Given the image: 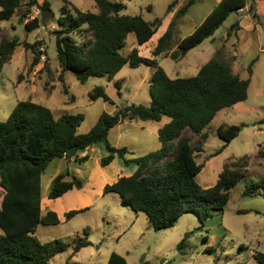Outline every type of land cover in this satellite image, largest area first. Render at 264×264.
<instances>
[{"label":"trees","instance_id":"obj_1","mask_svg":"<svg viewBox=\"0 0 264 264\" xmlns=\"http://www.w3.org/2000/svg\"><path fill=\"white\" fill-rule=\"evenodd\" d=\"M25 1L26 4L24 3ZM179 0H173L170 11ZM197 0H189L182 6L167 31L160 37L152 52V57L140 55L138 48L129 54L122 53L130 33L143 45L151 40L162 19L147 20L142 14L130 15L124 11L127 6L122 1L95 0L98 11H85L78 7L71 10L67 5L57 18L58 29L54 30L58 60L62 71H72L77 79L85 83L90 77H107L112 80L125 65L133 68L142 64L154 68L150 80L149 105L132 103L117 111L103 112L92 129L80 133L79 127L85 119L84 113H63L56 117L51 108L32 100H21L6 120H0V264H49L58 254L73 247L75 255L83 247L92 244L87 228L84 237H75L74 242L62 238L43 241L37 235L39 224L54 226L62 223L56 211L42 210V176L51 162L67 157L66 151L74 146L83 151L98 142H104L108 155L101 164H110L116 156L125 163L134 162L135 172L121 176L114 183L104 187V193H117L125 205L136 213L146 214L154 230L173 227L186 213L198 215L201 226L215 213H223L230 200L233 188L245 177L250 159L244 155L236 161L226 162L217 182L203 187L197 176L205 164L197 161V152L204 149L208 137L206 127L223 109L249 98V87L254 74L253 66L257 58L248 66V78L235 73V56H225V45L215 56L204 64L196 75L171 77L159 63L157 57L164 54L180 60L193 48L203 43L224 24L233 12L246 6L247 0H220L207 18L186 37L175 42L176 29L181 16L186 14ZM67 3L70 4L69 1ZM25 6L20 15L24 21L33 8L40 11L24 22L26 31L32 32L43 22L55 18L49 0H0V20L11 19L19 8ZM71 5V4H70ZM149 9H152L149 6ZM239 28L235 22L227 32V38ZM77 34L82 41H78ZM91 34V36H89ZM21 45L17 38L4 39L0 44V64L11 59L16 47ZM175 45L177 48L174 49ZM33 44L36 65L41 52ZM61 80H64L60 76ZM118 93L122 94L119 80ZM92 99L103 98L112 102L103 85H96L89 93ZM168 116L170 121L158 131L161 147L133 158L128 147H117L109 139L110 131L124 120L161 121ZM264 123V118L261 120ZM246 124L221 125L218 135L225 144L212 156L220 154ZM193 134L200 135L197 145L193 144ZM258 156L264 160V145L259 144ZM79 162L89 159V155L74 156ZM84 186V181L69 171L58 174L49 191V198L56 199L67 191ZM264 180L248 186L247 195H254ZM85 211L71 210L65 214L66 220ZM191 232H187L180 246L185 244ZM253 257L264 264V252L255 251ZM107 264H128L125 256L114 251ZM143 264H151L148 261Z\"/></svg>","mask_w":264,"mask_h":264},{"label":"rangeland","instance_id":"obj_2","mask_svg":"<svg viewBox=\"0 0 264 264\" xmlns=\"http://www.w3.org/2000/svg\"><path fill=\"white\" fill-rule=\"evenodd\" d=\"M49 1L55 18L43 22L32 32L26 31L24 22L36 16L41 18L37 8H33L24 21L20 20V15L25 10L24 5L11 19L0 20V44L4 39L13 38L21 42L11 59L3 65L0 64V120H6L19 101L32 100L51 108L56 117L63 113H84L85 119L79 127V132L86 133L105 111L113 113L132 103L151 102L149 88L154 72L151 66L142 64L133 68L127 64L112 80L107 77H90L85 83L80 82L72 71L63 72L58 60L54 34V30L59 28L57 18L62 14V8L67 5L73 10L76 6L85 11L95 12L98 8L95 0ZM112 1L124 2L127 6L124 11L126 14H142L147 20L156 17L162 19L163 24L149 42L140 45L136 35L130 33L125 47L121 50L127 55L134 48H138L140 55L152 57L159 38L166 32L171 20L176 17L168 10L173 0ZM247 1L248 5L256 3L259 4L261 11L264 9V0ZM217 3L218 0H198L190 13L179 22V36L190 33L192 27L199 24ZM149 6L152 9H149ZM234 16L232 15L220 27L215 43L213 40L205 41L200 48L190 52L180 61L160 55L157 57L159 63L171 77L196 75L201 66L213 57L221 37L233 25ZM260 18L258 32L244 30L239 35L238 62H233L236 66L235 71L241 77L248 78V66L257 58L253 66L249 98L236 106L221 110L216 115L205 129L208 137L203 141L204 149L197 152V161L205 164L197 176L198 183L203 187L213 186L217 182L226 162L236 161L244 155L251 157L246 175L231 191L224 212L215 213L213 217L208 218L203 229L199 228L201 221L198 215L186 213L173 227L154 230L146 214L136 213L129 205H125L119 194L99 193L101 180L107 176L113 179L120 173L121 167L124 169L121 172L122 176L127 175L131 171L129 166L133 171L136 164L134 162L127 164L123 158L116 156L110 164L103 166L101 160L108 155V151L104 142H98L86 154L89 155V159L79 162L73 156L75 160L69 162L67 166L69 168L67 171L72 175L80 177L85 183L88 179L90 181L86 190L76 189L72 191V195L84 198L87 190L91 189L96 192V202L89 204L87 210L71 220L65 219L59 225L39 224L36 232L43 241L62 238L73 243L75 237L85 236L84 230L87 228L92 244L82 248L75 255L72 254L73 247L70 246L67 251L55 256L49 264H107L114 251L125 256L128 264H143L145 261L151 264H260L253 257V253L264 252V187H259L254 195L246 194L248 186L264 180V160L258 156L259 144L264 145V123H261L264 118V50H261L264 49V15L262 14ZM74 37L79 42L82 41L77 34ZM33 44H37L36 48L41 52L40 61L36 65H32ZM224 55L233 56L227 51H224ZM60 76L64 80H61ZM118 80L122 87L121 95L115 84ZM96 85L105 87L112 102L90 97L89 93ZM168 120L170 121V118L165 116L162 123ZM141 122L143 121L139 119L126 120L120 126L122 128L119 129L120 132L117 129L110 131L109 139L114 145L119 139L132 141L136 154H129L128 157L144 155L147 153L145 151H154L157 147L158 139L154 133L160 123L153 120L149 123ZM242 123L247 126L240 135L219 155L212 156L225 144L218 135V127ZM199 140L200 135L193 134V144L197 145ZM139 143H143V146H139ZM59 162L60 159L53 160L42 176L44 213L51 207L63 208L60 203L54 204L55 201L49 198L52 178L57 173ZM77 168L80 169V174H77ZM187 232H191V235L185 244L180 246Z\"/></svg>","mask_w":264,"mask_h":264},{"label":"crops","instance_id":"obj_3","mask_svg":"<svg viewBox=\"0 0 264 264\" xmlns=\"http://www.w3.org/2000/svg\"><path fill=\"white\" fill-rule=\"evenodd\" d=\"M189 0H179L178 1V3L170 10L171 12H173L175 15H177V12H178V10L182 7V6H184L187 2H188ZM198 1V0H197ZM219 1L220 0H218V3H219ZM260 1H262V0H260ZM197 3V2H196ZM196 3L194 4V5H192V7H190V9H189V11L186 13V14H184L183 16H181L180 17V19H179V22L184 18V17H186V15H188L189 13H190V11L192 10V8H193V6H196ZM217 3V4H218ZM258 3H259V1H258ZM215 8V7H214ZM213 8V9H214ZM211 13V12H210ZM210 13H208L201 21H200V23L199 24H197V25H194L193 27H192V31H190V33H188L187 35H189V34H191V33H193L194 31H195V29L207 18V16L210 14ZM264 15V9L261 11V8L259 7V4H256V3H253V4H251V5H248V1H247V3H246V6L243 8V9H241V10H239L238 12H233L229 17H228V19L232 16V15H235L234 16V23L235 22H239V28L238 29H236V30H234L233 32H232V35L229 37V38H227V33H225L224 35H223V37H221V41H220V43H218L217 44V46L215 47V52H214V54H213V57L215 56V53L217 52V50H219L222 46H224L225 45V47H226V51L227 52H231V54L233 55V56H235L236 57V59H235V63L236 62H238V49H239V46H238V42H239V35L244 31V30H253V31H257L258 32V30L260 29V20H261V15ZM228 19L226 20V21H228ZM174 19H172L171 20V22L173 21ZM225 21V22H226ZM171 22H170V24H171ZM178 22V25H177V29H176V35H175V42L177 43L180 39H182V38H184V37H186L187 35H184V36H179V33H180V23ZM224 22V23H225ZM233 23V24H234ZM162 24H163V21H162ZM170 24H169V26H170ZM168 26V27H169ZM220 29V28H219ZM219 29L215 32V34L213 35V36H211V37H209V38H207L205 41H207V40H213V43H215V41H216V37H217V33H218V31H219ZM167 31V30H166ZM157 33V32H156ZM155 33V34H156ZM155 34H154V36H155ZM221 36V35H220ZM153 38V37H152ZM151 38V39H152ZM160 39V38H159ZM159 41V40H158ZM205 41L203 42V43H205ZM149 42V41H148ZM203 43H201L200 45H198L197 47H195V48H193L192 50H190L188 53H187V55L190 53V52H192V51H195L196 49H198V48H200L202 45H203ZM177 48V45H175V47H174V49H176ZM262 51L264 50L263 48L261 49ZM161 55H164V54H161ZM186 55V56H187ZM160 56V55H159ZM185 56V57H186ZM167 57V56H166ZM185 57H183V58H185ZM212 57V58H213ZM182 58V59H183ZM211 58V59H212ZM182 59H180V60H182ZM180 60H177V61H180ZM207 63V62H206ZM206 63H204V64H206ZM203 64V65H204ZM202 65V66H203ZM201 66V67H202ZM233 69H234V71H235V69H236V66L233 64ZM235 73H237L236 71H235ZM237 74H239V73H237ZM240 75V74H239ZM151 102H147L146 104L147 105H149ZM240 103H242V102H239V103H237V104H235V105H233V106H236V105H238V104H240ZM232 107V106H231ZM134 120H137V119H134ZM140 121H143V122H141V123H149V121H152V120H141V119H139ZM125 121L126 120H124V121H122L121 123H119L118 125H116L114 128H112L111 129V131L112 130H114V129H117L119 132H120V130L119 129H122V128H120V126L123 124V123H125ZM130 121H132V120H130ZM162 121H163V119L161 120V121H157V122H159L160 124H159V126H157L156 128H155V133L154 134H156L157 135V139H158V143H157V147H156V149L155 150H158L160 147H161V142H160V140H159V137H158V131H159V129L162 127V126H164L166 123H168L169 122V120L168 121H164L163 123H162ZM117 127V128H116ZM145 128V126L143 127V129ZM123 136V135H122ZM97 144V143H96ZM94 146V145H93ZM93 146L92 147H88V148H86L85 150H83V151H79L78 150V153H79V155H86V154H88L92 149H93ZM115 146H117V147H128L130 150H131V152H133V154H136L135 153V151H134V148H133V145H132V141H127L125 138H124V141H122V140H118L116 143H115ZM139 146H143V143H139ZM154 150V151H155ZM148 153V152H150V151H145V153ZM219 155V154H218ZM215 156V155H214ZM136 157V156H135ZM130 158H133V157H130ZM57 159H60V161L61 162H59L58 163V170H57V173H55V175H54V177L52 178V182H53V180H54V178L58 175V174H60V173H63V172H66L67 171V169H69L67 166L69 165L68 163L69 162H71V161H73V160H75V159H70V158H68V157H62V158H57ZM130 167V169H131V171H129V173L127 174V175H123V176H129V175H132L133 173H134V171L136 170V168H137V166H136V168H134V170L132 171V167L131 166H129ZM77 171V174H80V169L79 168H77L76 169ZM123 167H121V169H120V173H118V175L116 176V177H113V179H110V177L109 176H107V175H105V176H107V178H104L103 180H101L99 183H100V186H99V189H100V194L102 193V192H104V187L106 186V184H108V183H114L115 181H117L118 180V178L119 177H121L122 176V173L121 172H123ZM94 172V171H93ZM91 174V176L93 175L92 174V172H90ZM108 179H109V181H108ZM89 183H90V181H89V179L86 181V183L84 182V186H83V188H81V189H79V190H86V188L88 187V185H89ZM52 184V183H51ZM76 189H78V188H73V189H71V190H69V191H67L66 193H64L62 196H60V197H58V198H56V199H51V200H53V201H55L54 202V204H59L60 203V205L63 207V208H60V209H57V208H55V207H51L50 209H46L47 211L48 210H53V211H56L57 212V214L59 215V217H60V219H61V221H65V219H66V217H65V214L67 213V212H69V211H71V210H81V209H85V210H87L88 209V206H89V204L91 205V204H93L94 202H96V200H97V197L95 196L96 195V192H93L91 189H88L87 190V195L84 197V198H82L81 196H78V198H76L75 196H73L72 195V191H74V190H76ZM81 201H83L84 203H82ZM41 206H42V210L44 209V201H43V199H42V204H41ZM46 211V212H47ZM43 213H44V210H43ZM71 220V219H70ZM67 221V220H66ZM69 221V220H68ZM84 248V247H83ZM81 251V250H80ZM59 255V254H58ZM57 256V255H56ZM52 261V260H51ZM50 261V262H51Z\"/></svg>","mask_w":264,"mask_h":264},{"label":"water","instance_id":"obj_4","mask_svg":"<svg viewBox=\"0 0 264 264\" xmlns=\"http://www.w3.org/2000/svg\"><path fill=\"white\" fill-rule=\"evenodd\" d=\"M78 150H79L78 146H74V147L68 149L66 151L67 157L70 159L73 158V156H75L77 154Z\"/></svg>","mask_w":264,"mask_h":264},{"label":"built area","instance_id":"obj_5","mask_svg":"<svg viewBox=\"0 0 264 264\" xmlns=\"http://www.w3.org/2000/svg\"><path fill=\"white\" fill-rule=\"evenodd\" d=\"M166 263H168V261L166 260Z\"/></svg>","mask_w":264,"mask_h":264}]
</instances>
